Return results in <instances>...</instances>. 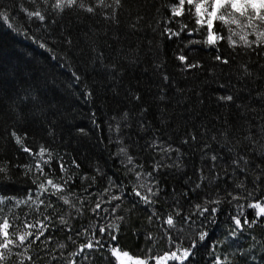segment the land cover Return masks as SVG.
<instances>
[{"label": "trees", "instance_id": "1", "mask_svg": "<svg viewBox=\"0 0 264 264\" xmlns=\"http://www.w3.org/2000/svg\"><path fill=\"white\" fill-rule=\"evenodd\" d=\"M83 2L92 4L95 11L78 6L60 11L52 7L55 0H0V11L6 9L11 17L9 21L0 17V166L6 162L12 177L0 184V191L23 199L35 187L31 179L37 175L36 157L23 151L11 136L14 130L34 153L44 145L53 157L64 161L63 172L53 161V179L68 180L75 193L69 200L76 205L73 208L56 197L47 210L48 200L39 209L31 202L18 207L0 204V218L7 216L10 233L25 231L26 224L35 225L28 230L40 231L39 221L47 226L31 247L28 243L34 237L24 247L12 246L11 252H5L3 264H113L107 246L80 251L101 216L105 217L102 223L120 224L122 250L141 257L163 255L175 250L165 233L168 214L176 222L173 236L179 230L183 239L176 242L183 246L200 231L208 232L198 243L192 264H212L216 255L222 259L227 255L230 264H264V223L246 225L238 238L229 237L212 248L224 240L238 204L250 219L256 210L249 205L257 200L264 204V134L260 131L264 126V41L259 46L245 45L241 40L245 30L236 26L232 32L225 28L221 33L231 35L237 41L234 46L227 39L209 46L202 32L184 31L169 38L166 28L179 31L181 22L193 26L187 12L170 19V5L176 0H121L119 7L115 0H105L111 5L107 8L97 6L96 0ZM21 4L29 12L40 11L46 19L29 17ZM246 32L249 42L257 40L251 29ZM189 39L199 43L188 44ZM180 54L199 65L186 67L178 59ZM217 55L229 62L217 61ZM137 94L140 99L135 98ZM228 95L231 101L220 99ZM31 96L37 101L25 107L24 98ZM249 132L255 145L245 139ZM193 135L196 139H191ZM153 140L156 147H150ZM169 145L170 152L160 151ZM121 148L133 157L132 163L119 152ZM213 155L216 161L211 160ZM241 156L248 157L247 165L243 160L232 163ZM156 163L161 165L154 173L160 192L155 204H144L132 194L137 178L129 169L151 172ZM20 165L31 166L27 176V169ZM150 179L145 176L144 182ZM157 183L151 185L154 191ZM122 192L121 200L111 199ZM63 194L68 195L67 188ZM205 198L220 201L215 223H202L203 217L197 214L195 204L203 205ZM96 203L101 204V216L90 211ZM116 204L120 207L112 213ZM81 206L83 215H78ZM177 207L192 220L178 222ZM49 216L50 220L45 219ZM60 216L67 224L61 223ZM116 216L124 220H115ZM148 233L151 240L146 239ZM48 236L52 239L46 240ZM239 250L247 257L233 258Z\"/></svg>", "mask_w": 264, "mask_h": 264}, {"label": "snow or ice", "instance_id": "2", "mask_svg": "<svg viewBox=\"0 0 264 264\" xmlns=\"http://www.w3.org/2000/svg\"><path fill=\"white\" fill-rule=\"evenodd\" d=\"M33 2H35V0H33ZM44 2L47 3L48 0H44ZM115 4L119 7L121 5V0H115ZM96 5L102 8L111 7V5L105 3V0H96ZM186 5L188 7H186ZM73 6H78L79 8L90 13L95 11V7L92 4H85L83 0H55L54 5H52L54 9H59L60 11H63L66 7L72 8ZM20 7L23 9V4H21ZM192 8H194V14L192 12ZM23 10L29 17H36L41 21L46 19L45 15H43L40 11L29 12L27 9ZM185 12L188 13L186 18L192 20L193 26L190 28L187 23L181 22L179 31H174L171 27L166 28L165 31L168 33L169 38L172 36L179 37L181 32L184 31H187L189 35L194 32H202L206 33L203 38V42L209 46H216L218 41L225 39H227V41L234 46L237 41L233 40L231 35L225 37L221 33L225 28H227L229 32H232V26H236L245 30V35H241V40L244 41L245 45L251 47V44L255 43L257 46H259V42L264 41V0H176V2L170 5V19L175 17H184ZM105 15H107V13H105ZM0 17H2L4 21H9L11 18L6 9L4 11H0ZM215 22H219V25L217 26ZM247 29H251L255 33L257 40L249 42L246 39ZM67 42L71 43L70 40ZM192 43H199V41H193L189 39L188 44ZM40 46L46 47L45 44H41ZM178 59L182 62H186L185 66L188 68H194L199 65V61L196 63L187 62L188 57L183 54H180ZM214 59L225 64L229 62L227 57H222L220 55L215 56ZM111 67L115 68L116 65L113 64ZM164 79H167V76H164ZM87 94L89 96L92 95L90 91ZM135 98L140 99L138 94ZM24 99L28 101V103L24 106L30 107L34 106L33 102L37 101L38 98L36 96H31V99L28 97H25ZM220 99L231 101L233 97L231 95L221 96ZM12 103L15 104V101H12ZM116 130L119 131V125H117ZM80 131L83 132L84 130L81 129ZM260 131L262 134H264V126L260 127ZM11 136L15 138L18 144L21 145L25 153L36 157L35 168L37 175L31 179L32 185L35 186L34 189L29 190L25 198L20 199L17 196L6 195L3 193V191H0V204H10L12 207H18L21 204L28 205L31 202L36 204L37 209H39V205H44L45 200H48L47 205H45V210H47L48 208L53 207L52 197H56L57 200H61L64 204L75 208L76 205L69 200V196L74 195L75 193L69 186L68 180H64L63 183H59L56 179H53L56 174V169L52 167L53 161L56 160L59 171L61 172L66 170L64 161L62 159L53 157L51 150L44 145H40L38 153H34L33 148L25 145L23 139H21V137L17 135L14 130L11 132ZM191 139H196V137L193 135ZM245 139L249 140L253 145L257 143V141L252 138L251 132H249V135L246 136ZM184 143H187V141L185 140ZM156 144L157 142L153 140L150 147H156ZM160 151L170 152L171 145H169L167 149L161 148ZM119 152L126 155L128 163L133 162V157L127 155V150L125 148L119 149ZM261 152L264 154V145L261 146ZM45 156H47V159H44ZM211 160L216 161L217 156L213 155ZM240 160H243L246 165L248 164L247 156H241L239 159L233 160L232 163L239 164ZM72 163L75 164L77 168L79 167V164L76 163L75 160H73ZM20 167L27 169L24 173L25 176H27L28 172L31 171V166L20 165ZM137 167L142 168L143 166L138 165ZM160 167L161 165L156 163L153 167V171L145 173L136 171L135 169H129V172H132L137 178L136 181L132 183V194L135 197H139L144 204L156 203L154 197L158 196L160 189L158 183L155 182L154 173ZM256 167L260 168L261 165L257 164ZM46 168L48 171H45ZM145 176L151 177L152 179L144 182ZM40 177H44V179L41 180ZM11 179L12 177L10 175L9 167L5 162L2 166H0V184L4 183L5 181H10ZM59 179H63V177H59ZM153 183H157L155 191L151 186ZM109 184L111 186H116L111 180L109 181ZM197 187H199V185H197ZM66 188L68 190V195L63 194ZM33 191L35 192V199L33 198ZM104 191L108 192L109 189L105 188ZM124 195L125 193L122 192L120 196H113L111 199L121 200ZM229 195H231V193H229ZM41 197H43V199ZM233 199H237V197H233ZM219 203V200H208L205 198L203 205L200 203L195 204L197 214L203 217L202 223H215L214 216L219 211ZM177 204H179V201H177ZM119 207L120 205L116 204L115 207L111 209V212L115 213L116 209ZM242 208L243 206L239 204L237 205L236 214L230 217V220L233 223L229 226L224 240L213 243V249H215L217 244L228 240L229 237L234 239L238 238L239 234L243 232L246 225L264 223V204H261L259 200L249 205V208L256 210L255 218L253 219H250L248 215H245ZM100 210V203H96L95 206L90 209V211L97 216H101ZM0 211H2V209H0ZM103 211L108 212V209H104ZM182 212L183 210L177 207L175 216L179 217L178 222L186 224L189 220H192V216L190 214L185 212L183 215H181ZM77 214L83 215V206L78 209ZM155 214L156 213L154 212L153 215ZM45 219L50 220L51 217H45ZM59 219L61 223L67 224V221L63 216H60ZM103 219H105V217L101 216V220ZM114 219L123 221L124 217L116 216ZM151 219L152 217L150 216L149 220ZM101 220H98L94 225L91 226V239L88 240L86 245L82 244L80 246V251L82 252L85 247L100 251L107 246L109 250V256L112 258L113 264H149V260H154L155 264H169V261L178 262V264H192L196 257L198 243L203 242L208 236V232L206 230L200 231L198 236H194L189 239L188 246H183L182 243H177V239L182 241L183 237L180 236L179 230H177L176 236L174 238L172 229L176 227V222H174V216L172 214H168L166 218V224L168 227L165 229V233L170 245L175 246V250L166 251L163 255H157L155 257L134 256L128 250H122V246L120 245L119 241V234L121 231L120 224L113 223L112 221H108V223L105 224L102 223ZM39 224L41 225V230L36 231L35 233L28 230L35 228V225L31 224H26L25 231L23 232L10 233V228L12 225L10 224L9 219L7 216L0 218V264H3V261L5 260V252L12 251V246L24 247L25 241H29L30 237H34V239L28 243V247H31L32 243L40 240V238L44 236L47 226L44 224V221H39ZM84 232H89V229H84ZM80 234L81 233H77V235ZM13 236L16 238H10ZM51 239V236L46 237V240ZM69 239H71V237H69ZM146 239L151 240L152 234L148 233ZM251 239L255 241L256 237L253 236ZM250 247L254 249L256 244L253 243ZM149 251H151V249H149ZM77 254L78 253H74L73 255ZM17 255H19V253H17ZM236 255L246 258L248 253H246L244 250H239L238 253L233 254V258ZM27 259L31 260L32 257L28 256ZM85 259H87V257H85ZM262 259H264V257H262ZM20 264H23V261H21ZM72 264H75V261H73ZM212 264H230L229 257L225 255L222 259L221 256L216 255L212 261Z\"/></svg>", "mask_w": 264, "mask_h": 264}]
</instances>
